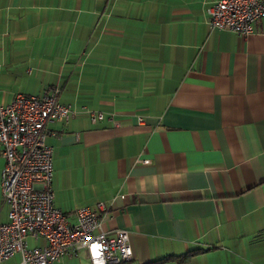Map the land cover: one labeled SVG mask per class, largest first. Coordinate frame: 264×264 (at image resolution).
<instances>
[{
  "label": "crops",
  "instance_id": "1",
  "mask_svg": "<svg viewBox=\"0 0 264 264\" xmlns=\"http://www.w3.org/2000/svg\"><path fill=\"white\" fill-rule=\"evenodd\" d=\"M214 1L0 0V101L59 88L75 115L46 127L53 203L71 223L102 203L120 264H264V17L209 29Z\"/></svg>",
  "mask_w": 264,
  "mask_h": 264
},
{
  "label": "built area",
  "instance_id": "2",
  "mask_svg": "<svg viewBox=\"0 0 264 264\" xmlns=\"http://www.w3.org/2000/svg\"><path fill=\"white\" fill-rule=\"evenodd\" d=\"M261 17L264 0H216L207 6L205 22L209 29L246 35ZM58 94L59 88L53 86L40 94L17 92L9 102L0 101V194L5 207V220H0V262L18 253L21 264H51L81 248L90 264L128 262L132 255L127 232L97 229L102 203L75 209L73 223L53 203L52 148L45 142L46 127L75 115V110L58 100ZM88 118L95 123L103 116L88 111ZM29 240L42 244L30 245Z\"/></svg>",
  "mask_w": 264,
  "mask_h": 264
},
{
  "label": "trees",
  "instance_id": "3",
  "mask_svg": "<svg viewBox=\"0 0 264 264\" xmlns=\"http://www.w3.org/2000/svg\"><path fill=\"white\" fill-rule=\"evenodd\" d=\"M195 252H197V250L187 251L186 253H183L181 255H167V256H164V257H162L160 259H156V260L151 261V262L146 263V264H161L162 262H166V261L180 262V261L186 260L187 258H189Z\"/></svg>",
  "mask_w": 264,
  "mask_h": 264
}]
</instances>
